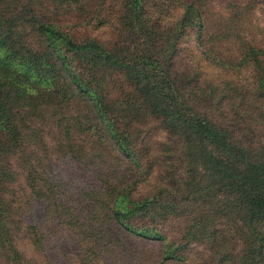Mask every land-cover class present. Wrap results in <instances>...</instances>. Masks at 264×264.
I'll return each mask as SVG.
<instances>
[{"label": "trees", "instance_id": "obj_1", "mask_svg": "<svg viewBox=\"0 0 264 264\" xmlns=\"http://www.w3.org/2000/svg\"><path fill=\"white\" fill-rule=\"evenodd\" d=\"M211 1L0 0L5 264H29L13 242L16 220L4 197L17 173L10 159L16 157L36 196L54 201L31 169L29 148L47 121L67 156L95 163L113 230L162 242L159 264L185 260L196 244L206 245L213 264H264V135H246L250 124L264 127V45L235 33L236 54L220 52L216 44L232 35V18L220 20L213 41ZM255 2L244 0L233 16ZM66 18L108 26L115 38L77 39L61 22ZM189 36L199 57L225 75L250 69L251 86L230 79L218 90L200 85L196 72H179V44ZM148 121L164 132L157 147L143 129ZM153 175L157 184L136 195ZM39 242L34 234L33 245Z\"/></svg>", "mask_w": 264, "mask_h": 264}, {"label": "rangeland", "instance_id": "obj_2", "mask_svg": "<svg viewBox=\"0 0 264 264\" xmlns=\"http://www.w3.org/2000/svg\"><path fill=\"white\" fill-rule=\"evenodd\" d=\"M262 1L256 0L242 10L239 19L233 16L234 8L238 10L242 7L244 0L211 1L207 20L210 21L213 41L218 40L221 30L218 23H223L220 20L232 18L228 23L232 35L227 38L220 37L227 40L216 44L220 52L230 57L236 54L238 43L233 37L235 33L241 39L264 45ZM61 22L69 27L71 35L77 39L89 37L101 43H110L115 38L113 29L108 26L92 28L90 25H83L81 19L74 18L62 19ZM179 45L175 67L179 72L198 73L200 85L208 82L221 90L224 82L233 79V83L240 81L247 87L251 86L250 69H243L236 76L225 75V72L205 63L199 57L193 47L192 36L181 39ZM259 106L256 104V107ZM260 110L264 111V104ZM143 127L147 140L153 147L164 141V132L153 121L145 122ZM252 134V139L263 140L264 127L253 128L250 124L246 135ZM258 135L262 137L256 139ZM58 141L59 134L55 124L53 121H47L39 125L37 136L29 146L31 169L38 174L39 179L46 181L45 187L49 190L46 193H50L54 201L36 196L25 182L24 170L16 157L10 159V164L17 173L4 197L11 208L10 217L16 220L12 236L18 251L29 260V264H159L162 242L135 238L122 234V231L113 230V221L107 220L104 215L105 197L99 193L101 177L95 163L67 156L57 145ZM109 163L115 167L113 162ZM119 169L124 171V168ZM157 182L153 175L147 182L136 186L135 194L145 195ZM9 226L13 227L10 224ZM34 234L39 238L40 246L33 245ZM211 256L206 245L196 244L192 246L185 260L167 261L163 264H213L215 260L211 259ZM0 262L5 264L3 259H0Z\"/></svg>", "mask_w": 264, "mask_h": 264}]
</instances>
